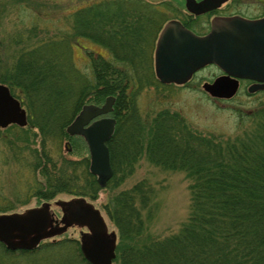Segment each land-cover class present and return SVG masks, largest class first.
<instances>
[{
	"label": "trees",
	"instance_id": "obj_1",
	"mask_svg": "<svg viewBox=\"0 0 264 264\" xmlns=\"http://www.w3.org/2000/svg\"><path fill=\"white\" fill-rule=\"evenodd\" d=\"M142 21L146 19H136V25L129 22L124 11L120 16L111 17L102 6L81 10L72 16V36L86 38L107 49L118 61L130 66V74L115 69L98 56L91 57L94 81L88 80L70 63L65 38L43 43L40 49H20L11 74L2 76L0 83L7 85L27 108L28 126L22 129L11 126L5 130L15 128L21 135L29 132L41 137V146L35 152L38 154L46 140L69 139L65 128L84 105L98 106L107 97H116L112 116L118 126L107 144L114 175L108 184L119 187L123 178L133 173L135 163L142 156L153 166L184 172L191 180L187 221L167 237L151 236L152 213L143 217L153 199L152 188L146 181L121 191L112 205L106 206L121 243L115 259L118 264H264V116L259 117L252 129L227 138L193 131L180 115L165 110L153 117H137L132 121V114L137 113L134 107L137 92L131 74L136 78L138 89L142 88L143 80L152 79L144 75L149 74V69L137 68L144 62L141 56H146L145 48L133 45L138 55L135 49L125 46L127 40L132 44L133 40L140 39L138 36L144 32ZM145 34L148 47L153 38L148 32ZM60 44L65 49L64 56L60 54ZM59 57L63 59L62 65ZM14 89H19V94H14ZM121 122L131 125L122 150L118 146ZM145 125L149 133L146 131L143 138L139 134ZM9 148H14L12 143ZM117 156L125 162L124 168L116 167ZM42 158L51 159L47 154ZM80 163L86 166L92 193H97L101 189L88 172L89 158L84 156ZM28 166L35 178L38 174L47 177L45 166L35 162L27 165L28 171ZM119 174L122 175L119 177ZM64 184L59 182L55 191L43 195L39 192V183L34 182L38 192L32 198L51 200L54 194L64 192ZM13 209L12 206L0 209V214ZM65 250L73 254L74 264H88L79 252L78 243L71 239L17 252L6 250L0 243V264H38L41 259Z\"/></svg>",
	"mask_w": 264,
	"mask_h": 264
},
{
	"label": "rangeland",
	"instance_id": "obj_2",
	"mask_svg": "<svg viewBox=\"0 0 264 264\" xmlns=\"http://www.w3.org/2000/svg\"><path fill=\"white\" fill-rule=\"evenodd\" d=\"M109 3L110 5L105 6ZM96 6H102L111 17L120 16L124 11L125 15L129 17V22L131 21L134 24L138 18L146 19V21L140 23L141 27H144V32L138 36L140 39L133 40L132 44L130 40H127L125 44L126 47L135 49L134 51L138 55L139 51L133 45H138L139 49L142 50L145 48L144 53L146 56H141V60L144 59V64L142 63L141 66L137 65V68L139 70L149 69V74L144 75L152 78L148 80L149 82L143 80L141 82L142 88L138 89L136 78L131 74L133 86L135 87L134 91L137 92L134 106L137 113L132 114V121H136L137 117H153L165 110L170 114L180 115L185 124L193 131L202 135H215L227 138L252 129L260 119L259 117L264 116V109L256 111V103L246 97V92L238 93L230 99H216L206 94L202 89V85L212 81L220 72L214 67H207L192 73L186 81V86L183 87L159 81L154 67L153 48L151 51L150 45L147 47V35L145 33L149 31V27L152 24L151 20L156 17L162 23L172 18L183 22H191L190 17L187 15L185 17V13L181 11L182 0H0V78L11 74L12 64L20 49L24 47L27 50L40 49L38 47L43 46V43L53 41L55 38L57 40L65 38V45L68 47L70 54V63L82 76L92 82L94 81V76L91 57L95 59L101 56L109 61L115 69L129 71L130 74V66L126 62L118 61L107 49L86 38L72 36V16L81 12V10ZM155 8L158 9L155 10ZM174 8L176 10L175 13ZM150 15L152 16L151 18ZM142 41L145 42H143V47L141 46ZM152 41L151 43H153L154 47L156 39H152ZM61 48L60 44V54L64 56V48ZM60 59L62 57H59L58 61ZM62 63L63 59L60 65ZM13 93L19 94V89H14ZM114 99L115 104L116 97ZM103 104L104 102L98 106ZM114 104L109 117H113ZM21 106L26 110L28 120L27 108L22 104ZM81 110L82 108L74 119ZM105 117H108V115ZM113 119L115 118L113 117ZM115 121L117 127V120L115 119ZM121 128L122 136L118 142L119 149L121 147L120 150L126 146L124 142L127 141L131 133V125L123 123ZM143 128L139 136L144 138L145 132H148L147 129L149 127L145 125ZM66 134L69 138L68 140H60L58 138L54 141L46 140L42 148L39 149V153L35 154L38 147L41 146V137L35 134L30 135L29 132L25 136L21 135L15 128L8 131L5 129L0 130V209L12 206L14 209L4 214H22L46 202L50 204L55 221H59V225H62L61 229L65 228L61 233L59 232L60 234L48 229L47 233H51L48 237L41 240L35 248L24 251H33L40 245L63 239L76 241L79 248L82 244V237L88 234V230L63 223L67 219L66 214L54 205V202L65 203L73 199H79L87 202L100 213L107 229L106 234L114 235V252L117 255L121 244L119 234L105 208L108 205H112L113 199L118 193L131 188L140 181H146L153 191V199L143 213V217L147 213H152L150 225L148 224L151 236L157 238L170 236L175 234L180 226L186 223L189 216V185L191 180L184 172L163 170L153 166L148 158L142 156L135 163L133 173L128 177H124L123 183L119 187L113 188L111 184H108L109 180L107 182L108 185L104 188L99 187L101 190L93 194L90 179L86 173V166L82 167L80 165L81 159L84 156L88 157L87 148L81 136ZM11 143L14 148H9ZM67 144L68 148H66ZM44 154L50 156L51 159L47 158L44 160L42 158ZM35 162H38L41 167H46L47 177L44 178L43 175L38 174L35 178L33 173L30 172L29 166L28 171L27 165L31 166ZM116 167L118 169L125 167V162L121 156H117ZM121 175L119 174V177ZM50 177H52V180H50ZM34 182L39 183V192L43 195H49L55 191L59 182L63 184L65 182L66 188L64 192L54 194L51 200H37L32 198L38 192L35 189ZM32 185L33 189L31 188ZM79 193L81 196H77ZM60 253H53L41 259L38 264H74L73 254L69 250H65L62 254ZM115 259L112 264H118Z\"/></svg>",
	"mask_w": 264,
	"mask_h": 264
},
{
	"label": "flooded vegetation",
	"instance_id": "obj_3",
	"mask_svg": "<svg viewBox=\"0 0 264 264\" xmlns=\"http://www.w3.org/2000/svg\"><path fill=\"white\" fill-rule=\"evenodd\" d=\"M182 2L181 11L185 13V17L186 15L190 17L191 22L172 18L162 23L158 17L151 20L148 33L156 41L154 47L151 42L152 45L150 43L149 45L151 51L153 48L154 67L159 81L183 87L192 73L214 67L220 72L207 83H212L219 77L232 79L238 86L235 95L246 92V97L256 103L255 110H263L264 0H182ZM81 139L84 142V139ZM77 200L79 199L65 203L54 202V205L65 212L67 219L63 223L88 230V234L82 237L83 243L87 242L94 228L71 221V213L79 207ZM81 201L82 207L90 206L87 202ZM42 206L46 207L49 221L40 241L46 238L48 229L55 233H61L65 229H61L62 225L55 221L49 203L45 202L31 209ZM11 236V242L16 246L15 250H28L37 246L31 243L35 234L22 238L20 233L13 230Z\"/></svg>",
	"mask_w": 264,
	"mask_h": 264
},
{
	"label": "water",
	"instance_id": "obj_4",
	"mask_svg": "<svg viewBox=\"0 0 264 264\" xmlns=\"http://www.w3.org/2000/svg\"><path fill=\"white\" fill-rule=\"evenodd\" d=\"M237 87L236 81L219 77L211 84H204L203 90L213 98L229 99L236 93ZM114 100V97L110 96L105 99L102 106H83L81 112L66 129L70 136L77 135L84 139L89 152V172L96 177L100 188H104L113 176L106 143L115 131L116 122L115 119L105 116L111 113ZM12 125L19 128L26 127L27 112L21 106L20 101L11 94L10 89L0 84V129H6ZM66 147L68 148V144ZM77 202L79 207L71 213V221L94 228L93 233L88 236L87 242L80 245L82 257L89 264H112L116 258L114 235L106 234V226L97 210L91 206L82 207L81 200H77ZM48 221L49 215L45 206L29 209L23 214L0 215V242L8 250H15L16 246L11 242L14 230L20 233L22 238L35 234L31 243L36 245L39 243ZM49 235L50 233H47L45 237ZM22 246H24V242H22Z\"/></svg>",
	"mask_w": 264,
	"mask_h": 264
},
{
	"label": "bare ground",
	"instance_id": "obj_5",
	"mask_svg": "<svg viewBox=\"0 0 264 264\" xmlns=\"http://www.w3.org/2000/svg\"><path fill=\"white\" fill-rule=\"evenodd\" d=\"M0 130H3V129H0Z\"/></svg>",
	"mask_w": 264,
	"mask_h": 264
}]
</instances>
